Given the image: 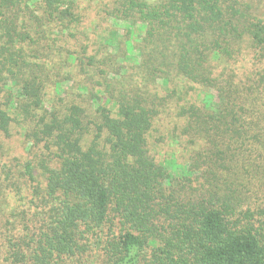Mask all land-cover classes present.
<instances>
[{
  "label": "trees",
  "instance_id": "16d2710c",
  "mask_svg": "<svg viewBox=\"0 0 264 264\" xmlns=\"http://www.w3.org/2000/svg\"><path fill=\"white\" fill-rule=\"evenodd\" d=\"M80 1L0 0V264H264L255 1L103 0L142 55L141 82L120 89L95 79L126 73L107 57L68 43L58 54L83 23ZM70 82L87 100L67 102ZM196 88L203 103L187 98ZM167 116L185 162L152 150ZM15 135L22 164L4 144Z\"/></svg>",
  "mask_w": 264,
  "mask_h": 264
},
{
  "label": "rangeland",
  "instance_id": "374dc122",
  "mask_svg": "<svg viewBox=\"0 0 264 264\" xmlns=\"http://www.w3.org/2000/svg\"><path fill=\"white\" fill-rule=\"evenodd\" d=\"M249 1H255V5L258 8H256L257 13H259L260 16L264 19V0ZM80 6L82 7V11H80L79 14L83 15V23L80 28L73 31L76 32L75 37L68 35L69 37L66 41L58 43V54L62 53L65 57L66 51L64 48L69 49L66 46L67 43L73 50H83V47H87V54H96L99 59L107 57V60H101L106 63L105 68L108 72H113L114 70H127L126 73L123 74L121 71V76L113 77L111 75L108 82L104 79V77L96 75V81L102 84L101 89H105L108 85H111V87H114L116 89L123 88V86H126L125 84L129 83L130 85H139L142 80V76L140 80H138L139 77H134L137 73L135 67L136 62L133 57L139 58L142 57V55L140 50L138 49L139 43L136 40L134 44V52L129 53L128 49L130 47L125 43L124 39L126 33V25L110 19L109 15L107 16L108 12H110L111 10L107 9V13L103 11V0H81ZM115 30H117V33L113 35L112 32ZM127 37L131 39L133 38L131 34ZM111 38H114L113 43L109 42V39ZM116 42H118V44ZM108 44H110V46ZM88 51L90 53H88ZM124 56H127V58H125ZM248 61H251L250 58H248ZM72 66L76 68L75 65ZM66 72L71 74L72 77L76 78L77 82H81L84 80V82L87 83L86 80L88 78L84 74L82 75L78 73L77 69L71 71L69 67H65V71L62 73L63 76L67 75ZM96 74H99L98 71ZM70 84L72 83H66L69 93L68 96H66L67 102H72L74 100H76L77 102H81L82 99L85 98L87 100L89 93L87 94L86 90L82 89L80 91H77L76 89L74 91L72 90V86H70ZM196 91V93L189 94L187 98L191 101L193 100L195 102L203 103V99L200 96H197L198 92L199 94L202 93V90L196 88ZM76 92L84 94V98H76ZM52 95L55 96L53 89ZM88 112L93 114L96 112V110L90 105L88 107ZM158 125L160 127V131L154 133V137H152V141L150 143L152 146V150L154 151L157 158L160 160H168L173 156V154H175L179 162H185L189 160V151L186 148L183 149L184 147L181 145L179 146V144L176 142L179 135L176 137L173 131L174 123H168V116L164 117ZM154 138H156V140ZM180 142H185V140L181 139ZM4 144H6L5 148L7 150L9 149L10 151V157L18 158L20 164H22L26 159L29 158V146L25 142H23L20 136L15 135L11 141H8ZM262 207L264 208V205ZM262 218H264V216Z\"/></svg>",
  "mask_w": 264,
  "mask_h": 264
}]
</instances>
